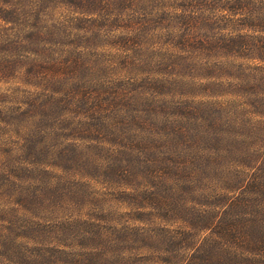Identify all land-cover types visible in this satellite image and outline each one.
Here are the masks:
<instances>
[{
	"label": "trees",
	"instance_id": "1",
	"mask_svg": "<svg viewBox=\"0 0 264 264\" xmlns=\"http://www.w3.org/2000/svg\"><path fill=\"white\" fill-rule=\"evenodd\" d=\"M0 80V264H264V0H0Z\"/></svg>",
	"mask_w": 264,
	"mask_h": 264
},
{
	"label": "rangeland",
	"instance_id": "2",
	"mask_svg": "<svg viewBox=\"0 0 264 264\" xmlns=\"http://www.w3.org/2000/svg\"><path fill=\"white\" fill-rule=\"evenodd\" d=\"M16 80H0V92L11 89ZM7 105V104H4ZM0 107L2 103L0 102ZM22 133V131H21ZM19 130L18 132L13 131L12 125L6 122L0 121V159L4 155H8L17 152V143L19 141ZM23 135V134H22ZM1 194V192H0ZM10 203V198L8 195H0V223L7 222L4 217H10L5 209V205Z\"/></svg>",
	"mask_w": 264,
	"mask_h": 264
}]
</instances>
